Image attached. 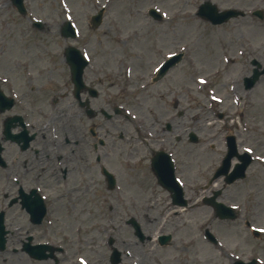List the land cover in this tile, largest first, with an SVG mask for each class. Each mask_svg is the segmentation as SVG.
<instances>
[{"label":"rangeland","instance_id":"rangeland-1","mask_svg":"<svg viewBox=\"0 0 264 264\" xmlns=\"http://www.w3.org/2000/svg\"><path fill=\"white\" fill-rule=\"evenodd\" d=\"M204 1L25 0L28 13L21 15L10 0H0V82L6 79L2 85L6 91L12 80L24 89L22 77L33 65L49 66L60 58L62 63L64 47L71 43L91 59L93 67L86 69L85 80L99 90V96L91 99L92 105L110 113L115 106L122 109V114L110 120L101 114L93 119L84 114L79 118L82 114L72 94L67 65L64 80L58 84L57 77L49 84L52 89L54 84L62 86L65 94L61 108L50 101V119L66 115L69 137L77 142L68 147L70 172L65 179L60 173L57 179H49L55 186L44 194L49 213L41 225L33 226L19 206H8L9 194L0 195V210L6 211L8 230L0 264H82L80 258L86 264H112L114 248L122 253L117 264H132L139 253V264H161L162 256L166 264H231L236 258L255 256L254 247L264 251V236L262 244L258 243L243 219L222 221L202 203L172 208L169 194L157 184L150 168V147L175 149L179 161L196 156L188 141L189 131L194 130L203 141L199 144L204 148L199 153L203 157H196L205 159L200 169L204 166L206 176L211 177L218 166L225 136L235 134L239 150H250L254 156L248 175L264 177V91L255 94L264 86V75L251 89L243 83V78L252 74L254 58L264 65V19L250 15L256 8L264 10V0H210L221 9L236 7L248 12L245 18L230 19L220 26L196 15ZM101 6L105 7L103 22L93 29L90 17ZM150 7L158 8L164 20L148 17ZM66 18L78 27L74 40H65L60 34ZM36 19L45 22L47 29L33 28ZM203 47L214 49L215 62L199 58ZM174 51H186L184 61L161 81L151 82L161 57ZM228 55L234 61H229ZM105 64L107 67H103ZM93 68L99 71L97 76H93ZM230 78L235 83L228 86ZM24 99L37 102L41 98L27 93ZM254 102L251 109L246 105ZM237 109L239 113L234 112ZM219 111L224 113L223 119H218ZM75 121L80 131L76 127L69 130ZM166 122L172 124L171 130H167ZM92 125L97 130L94 135L90 132ZM100 140L104 143L98 144L100 160L95 165L93 144ZM4 144L8 150L5 157L10 160L11 145ZM103 166L116 177L115 189L107 187ZM8 172L9 168L0 169L4 177ZM204 193L198 190L196 196ZM261 193V189L248 193L240 183H234L225 192L226 202ZM192 195L194 192H189ZM245 211L250 217L256 213ZM130 217L140 223L143 241L127 223ZM257 219L256 224L264 226V203ZM206 228L218 238L219 246L205 239ZM160 234H171V241L159 244ZM29 235L34 238L32 243L49 242L63 246L66 252H56L58 262L34 260L22 252ZM129 246L133 247L132 259Z\"/></svg>","mask_w":264,"mask_h":264},{"label":"flooded vegetation","instance_id":"flooded-vegetation-1","mask_svg":"<svg viewBox=\"0 0 264 264\" xmlns=\"http://www.w3.org/2000/svg\"><path fill=\"white\" fill-rule=\"evenodd\" d=\"M46 75L44 73H39L28 79L31 83H36V86L30 88V95L34 97L47 98L49 96V92L46 90ZM13 114L22 115V119L26 124V129L29 131L23 137L22 132L24 131L23 127L20 125V121H14L16 126L13 129V135L21 138V144L26 142V138L32 134L34 136L30 140L28 146L26 148H21L20 144L17 141L10 143V148L12 151L10 152V160L6 158L7 155V146L2 151L3 157L6 159V164H0V169L9 168L10 177H21L25 183L22 184L18 180L13 183V192L19 193L21 190L28 191L26 189V184L28 182L36 183L40 186L46 187L45 179L48 176H56L59 171L63 177L68 175L70 172L67 166H63V163H66V143H68V139L65 138V126L58 125L55 128L54 134L51 133L49 128H43L34 124L35 120V110L30 107V102L25 100L22 97V101L15 102L13 107ZM0 143L4 140L3 133V118L0 117ZM77 130L80 131L81 126H76ZM21 133V134H20ZM95 149L97 145L94 146ZM193 152V150H190ZM20 155V157H18ZM98 161V156H96V165ZM10 162V164H9ZM192 165H182L181 168L178 169V173L183 176L184 180H190V171L192 170ZM12 169V171H11ZM177 172V168H176ZM225 194V193H224Z\"/></svg>","mask_w":264,"mask_h":264},{"label":"water","instance_id":"water-1","mask_svg":"<svg viewBox=\"0 0 264 264\" xmlns=\"http://www.w3.org/2000/svg\"><path fill=\"white\" fill-rule=\"evenodd\" d=\"M15 5H17L19 11L21 13H25L26 10H25V7L23 5V0H13ZM210 7V6H209ZM209 7L203 5L201 7V15L205 16V17H209V19H213L214 16H217L216 14L214 16H211V12L209 10ZM212 8V7H210ZM214 9V8H213ZM237 12L234 13V15H236ZM229 16H225L221 19V21H224L226 19H228ZM95 26H98L100 24V21H101V14L96 16L95 18ZM220 21V22H221ZM73 30L70 28L69 25H66L65 26V32L63 33L64 36L68 37V36H73ZM71 53L68 55L67 57V61L68 63L70 64L71 66V71H72V74H73V81L75 83V86H76V93L77 95L79 94V91L81 90V88H83L85 85H84V82H83V77H82V74H83V69H84V66H85V62L83 61L80 53L78 50L74 49V48H71ZM1 96V94H0ZM6 97L3 96V99L4 100ZM156 169L158 168V165L159 163L158 162H155L154 163ZM247 165V164H246ZM246 165L244 166V169L246 168ZM223 172L219 171L217 175H220L222 174ZM160 176L162 177V174L159 173ZM108 175V174H107ZM234 179V178H232ZM109 183H110V187L113 186V180L112 178L109 179ZM31 204H28V209L29 211L32 213V216H36L37 215V212L36 211H40L38 216H37V220H41L43 214H44V205L43 203L41 202V200L39 198L35 199L33 202H30ZM214 207H215V210H216V214L219 215L221 218H225V217H231L232 212L230 211V209L226 206H224L223 204L221 203H213ZM131 222H133L135 224V226L138 228V226L136 225V223L134 222V220H132ZM3 231V224H2V214L0 215V240H1V247H4V241L5 239L3 238V234L4 232ZM140 233V231H138ZM169 237H163L161 239V241L164 243L168 240ZM48 255L44 253V251L42 250L40 253H37L36 257L38 258H46ZM118 260H115L114 263H116ZM236 264H244L242 262H237ZM249 264H254L253 262L252 263H249Z\"/></svg>","mask_w":264,"mask_h":264},{"label":"bare ground","instance_id":"bare-ground-1","mask_svg":"<svg viewBox=\"0 0 264 264\" xmlns=\"http://www.w3.org/2000/svg\"><path fill=\"white\" fill-rule=\"evenodd\" d=\"M210 53L209 55H207V53ZM199 58L205 60L207 63H213L216 61L217 56L216 53L214 51V49L212 47L206 48L203 47L200 51H199ZM235 82V81H233ZM263 92L264 91V86L261 85L255 92V94H257L258 92ZM257 105H258V101H257ZM262 115L264 116V111L262 112ZM264 120V119H262ZM137 131L140 130V127H137ZM189 242V240L186 241V243ZM129 251H130V258L132 259L134 256V252H133V247L129 246ZM153 253V251H152ZM142 260V253H139L136 255L135 261L132 260V264H139V261ZM161 264H166L165 258L162 256L160 259Z\"/></svg>","mask_w":264,"mask_h":264},{"label":"snow or ice","instance_id":"snow-or-ice-1","mask_svg":"<svg viewBox=\"0 0 264 264\" xmlns=\"http://www.w3.org/2000/svg\"><path fill=\"white\" fill-rule=\"evenodd\" d=\"M250 151V150H249Z\"/></svg>","mask_w":264,"mask_h":264}]
</instances>
